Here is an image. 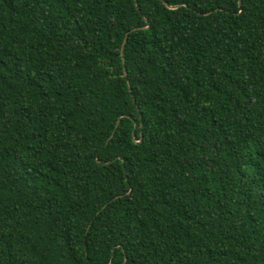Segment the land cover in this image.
<instances>
[{
	"label": "trees",
	"instance_id": "trees-1",
	"mask_svg": "<svg viewBox=\"0 0 264 264\" xmlns=\"http://www.w3.org/2000/svg\"><path fill=\"white\" fill-rule=\"evenodd\" d=\"M0 264H264V0H0Z\"/></svg>",
	"mask_w": 264,
	"mask_h": 264
},
{
	"label": "water",
	"instance_id": "water-1",
	"mask_svg": "<svg viewBox=\"0 0 264 264\" xmlns=\"http://www.w3.org/2000/svg\"><path fill=\"white\" fill-rule=\"evenodd\" d=\"M170 8L174 9L175 7H170ZM134 30H135V29H134ZM124 43H125V39L123 40V43H122V46H121V52H120L121 57H122V55H123V47H124ZM125 75H126V73L123 74V76H125Z\"/></svg>",
	"mask_w": 264,
	"mask_h": 264
}]
</instances>
